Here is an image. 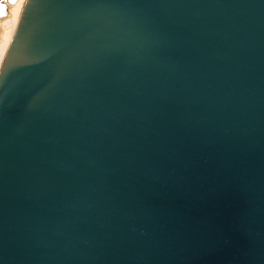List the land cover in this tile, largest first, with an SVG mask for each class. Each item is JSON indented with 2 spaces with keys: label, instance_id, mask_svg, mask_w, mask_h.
I'll return each instance as SVG.
<instances>
[{
  "label": "water",
  "instance_id": "1",
  "mask_svg": "<svg viewBox=\"0 0 264 264\" xmlns=\"http://www.w3.org/2000/svg\"><path fill=\"white\" fill-rule=\"evenodd\" d=\"M0 264H264V0H25Z\"/></svg>",
  "mask_w": 264,
  "mask_h": 264
},
{
  "label": "bare ground",
  "instance_id": "2",
  "mask_svg": "<svg viewBox=\"0 0 264 264\" xmlns=\"http://www.w3.org/2000/svg\"><path fill=\"white\" fill-rule=\"evenodd\" d=\"M24 1L25 0L18 1L14 5H12L13 2L8 3L11 9V16L6 17L4 21L0 22V25L2 27L0 29V38L3 40V43H4L2 52L0 53V69L4 63L7 50H8V46H9L14 28L18 21V18L20 16V12H21ZM3 31H4V34L2 35Z\"/></svg>",
  "mask_w": 264,
  "mask_h": 264
},
{
  "label": "rangeland",
  "instance_id": "3",
  "mask_svg": "<svg viewBox=\"0 0 264 264\" xmlns=\"http://www.w3.org/2000/svg\"><path fill=\"white\" fill-rule=\"evenodd\" d=\"M18 1H21V0H16L15 3H13L12 5L16 4ZM4 34V31L2 33V35Z\"/></svg>",
  "mask_w": 264,
  "mask_h": 264
},
{
  "label": "snow or ice",
  "instance_id": "4",
  "mask_svg": "<svg viewBox=\"0 0 264 264\" xmlns=\"http://www.w3.org/2000/svg\"><path fill=\"white\" fill-rule=\"evenodd\" d=\"M13 3H15V0H13Z\"/></svg>",
  "mask_w": 264,
  "mask_h": 264
}]
</instances>
